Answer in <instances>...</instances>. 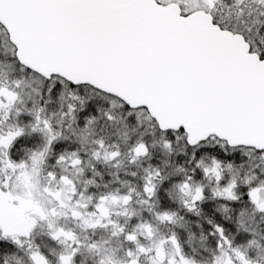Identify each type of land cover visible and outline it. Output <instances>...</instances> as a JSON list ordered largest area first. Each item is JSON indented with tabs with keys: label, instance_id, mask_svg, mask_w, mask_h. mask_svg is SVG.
<instances>
[{
	"label": "snow or ice",
	"instance_id": "1",
	"mask_svg": "<svg viewBox=\"0 0 264 264\" xmlns=\"http://www.w3.org/2000/svg\"><path fill=\"white\" fill-rule=\"evenodd\" d=\"M0 35V264H264V0H0Z\"/></svg>",
	"mask_w": 264,
	"mask_h": 264
},
{
	"label": "flooded vegetation",
	"instance_id": "2",
	"mask_svg": "<svg viewBox=\"0 0 264 264\" xmlns=\"http://www.w3.org/2000/svg\"><path fill=\"white\" fill-rule=\"evenodd\" d=\"M37 142H38V140L35 137L21 138L12 150L13 151V158L18 159V158L22 157L24 155V149L33 147ZM101 171L104 172L103 182H107L108 180L112 179V177L107 175V169H101ZM90 175L91 174L89 173V176ZM119 175H120L121 179L126 178L123 176V173H119ZM96 181L98 184L101 183V180L99 177L96 178ZM101 190H103L102 187H101ZM160 195L165 196L166 194L164 192H161ZM205 208L207 210L208 206H205ZM191 230L193 232H197L194 225L191 226ZM46 231H47L46 226H41L34 233V238H35L36 242L39 243L45 251H47L49 248L55 247L54 243L50 242L47 239V237L45 235ZM162 231H164V230L162 229ZM101 235H105V238H106V234H98L96 238L99 239ZM186 235L187 234L185 233V236ZM198 244H199V240H198V232H197V239L192 242V247H198ZM113 247H116L115 241H113ZM186 248H187V246H186ZM78 264H94V258L89 256L87 253H84V255H82L81 257L78 258Z\"/></svg>",
	"mask_w": 264,
	"mask_h": 264
},
{
	"label": "rangeland",
	"instance_id": "3",
	"mask_svg": "<svg viewBox=\"0 0 264 264\" xmlns=\"http://www.w3.org/2000/svg\"><path fill=\"white\" fill-rule=\"evenodd\" d=\"M7 45V39L5 36L0 35V50L4 49Z\"/></svg>",
	"mask_w": 264,
	"mask_h": 264
}]
</instances>
